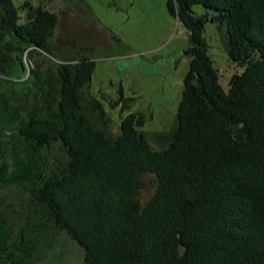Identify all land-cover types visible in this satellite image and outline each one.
<instances>
[{"label": "trees", "instance_id": "1", "mask_svg": "<svg viewBox=\"0 0 264 264\" xmlns=\"http://www.w3.org/2000/svg\"><path fill=\"white\" fill-rule=\"evenodd\" d=\"M21 8L23 21L13 0H0V75L8 77L0 85L10 83L0 192L21 188L28 220L18 235L24 247L4 256L16 240L0 196V264H35L48 233L80 246L84 264H264V0H167L188 30L190 58L169 132L139 129L135 112L110 131L102 103L84 93L95 60L45 69L35 55L49 50L59 15L31 0ZM209 22L243 68L227 89L209 54ZM145 175L157 187L143 202Z\"/></svg>", "mask_w": 264, "mask_h": 264}, {"label": "rangeland", "instance_id": "2", "mask_svg": "<svg viewBox=\"0 0 264 264\" xmlns=\"http://www.w3.org/2000/svg\"><path fill=\"white\" fill-rule=\"evenodd\" d=\"M24 1L13 0L21 21L27 17V10L21 8ZM31 2L59 15L49 50L36 54L35 60L43 63L45 69H52L64 62L75 63L81 56L94 59L95 71L84 93H90L102 103L112 119L110 131L119 132L122 117L133 112L143 116L141 130L169 132L173 129L190 67V58L185 53L189 33L168 12L167 0ZM193 9L198 13L206 11L201 4L194 5ZM205 35L220 82L227 89L232 75L243 68L230 60L215 24H206ZM25 63L33 67L29 52L25 54ZM6 78L0 75V82ZM2 85L9 87L10 83ZM25 85L35 84L30 80ZM4 86L0 85V109L6 92ZM34 102L32 97L23 106L31 108ZM53 153L62 154L59 149ZM156 187L154 176L143 177V202L152 196ZM0 196L10 206L6 215L12 226L11 241L16 240L14 247L3 253L6 256L24 247L18 235L27 226L28 219L20 206L24 199L21 188L12 185L1 190ZM83 255L81 247L68 237L48 233L40 239L34 261L35 264H84Z\"/></svg>", "mask_w": 264, "mask_h": 264}]
</instances>
